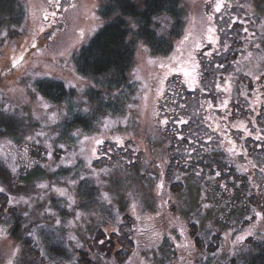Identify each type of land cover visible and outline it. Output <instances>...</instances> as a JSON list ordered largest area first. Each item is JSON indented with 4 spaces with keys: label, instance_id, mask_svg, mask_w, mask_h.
<instances>
[{
    "label": "rangeland",
    "instance_id": "374dc122",
    "mask_svg": "<svg viewBox=\"0 0 264 264\" xmlns=\"http://www.w3.org/2000/svg\"><path fill=\"white\" fill-rule=\"evenodd\" d=\"M103 3L22 0L0 31V107L25 126L0 138L13 180L0 182V264L243 261L241 242L264 229V0H181L177 26L152 19L160 52L126 17L132 61L119 81L76 70L110 22ZM195 51L198 86L163 83L195 74ZM44 81L65 94L48 98ZM166 115L188 121L164 126Z\"/></svg>",
    "mask_w": 264,
    "mask_h": 264
},
{
    "label": "trees",
    "instance_id": "16d2710c",
    "mask_svg": "<svg viewBox=\"0 0 264 264\" xmlns=\"http://www.w3.org/2000/svg\"><path fill=\"white\" fill-rule=\"evenodd\" d=\"M180 4L181 0H143L142 5H138L133 0H104L101 12L105 16L111 17L110 22L104 24L88 43L80 46L76 57V70L84 75L112 74L114 81L125 79L126 71L132 61V45L131 41L127 39L130 30L125 18H131L136 22V36L142 37L151 49L156 47V51L160 52V45H163V42L156 40L157 34L151 28L152 19L155 15L166 13L174 20L173 25L176 24L174 26H177L183 16ZM21 6L22 0H0V31L6 28L17 16L21 17ZM165 44L164 52L170 47L166 41ZM39 88L45 96L52 100L60 99L66 92L61 82H39ZM24 129L25 126L21 120L0 107V138L12 133L18 135ZM11 175L0 158V182L5 180V185H9L10 188L13 187ZM3 193L6 198L7 193L5 191ZM13 209L14 207H11V211ZM3 210L0 204V212ZM13 212L16 211L13 210ZM14 228L15 225L10 229L11 236L19 238V235L14 234ZM243 240L241 245L245 247L247 245L244 260L237 263L236 257H232L229 262L231 264H264V229L253 230Z\"/></svg>",
    "mask_w": 264,
    "mask_h": 264
},
{
    "label": "flooded vegetation",
    "instance_id": "af4514ba",
    "mask_svg": "<svg viewBox=\"0 0 264 264\" xmlns=\"http://www.w3.org/2000/svg\"><path fill=\"white\" fill-rule=\"evenodd\" d=\"M215 33H216V31H215ZM206 43L208 46L212 47L211 41H206ZM201 53L203 54V52H201ZM198 54L199 53H197L195 51V53H194L195 63H194L193 68H195V71H196L195 74L196 75L191 73V71L181 73L180 70H176V71H172L170 73H167L165 75V78H163V83H165L166 79H171V77H173V80H175L178 84L183 85L188 91L189 90L193 91L198 86L197 81L199 80V77L201 76L200 70L203 67V65L206 64L205 62L200 61V59H199L200 57ZM185 73H187V75H185ZM221 76L225 77L223 74H221ZM190 87H192V88H190ZM181 118H183V117L173 118L170 121L169 116L166 115V116L160 118V123H162L164 126L169 125L173 128L174 127L180 128V125H177L176 121L178 119H181ZM186 120L188 121V119H186ZM171 122L173 123L172 125H170Z\"/></svg>",
    "mask_w": 264,
    "mask_h": 264
},
{
    "label": "snow or ice",
    "instance_id": "6c2138e0",
    "mask_svg": "<svg viewBox=\"0 0 264 264\" xmlns=\"http://www.w3.org/2000/svg\"><path fill=\"white\" fill-rule=\"evenodd\" d=\"M217 10H219V5H217ZM209 20H211V17H209ZM209 31L211 32L212 29H209ZM185 75H187V73H185ZM45 107H47V105H45ZM97 143H100V142L98 141ZM39 187L46 188V187H48V185L40 184ZM0 191H3V189L0 188ZM57 191L60 193V195H64L65 194L64 191L61 190V189H57Z\"/></svg>",
    "mask_w": 264,
    "mask_h": 264
},
{
    "label": "water",
    "instance_id": "95a60500",
    "mask_svg": "<svg viewBox=\"0 0 264 264\" xmlns=\"http://www.w3.org/2000/svg\"><path fill=\"white\" fill-rule=\"evenodd\" d=\"M192 88V87H190ZM186 122V119H180V120H177V124L180 125V124H184Z\"/></svg>",
    "mask_w": 264,
    "mask_h": 264
}]
</instances>
